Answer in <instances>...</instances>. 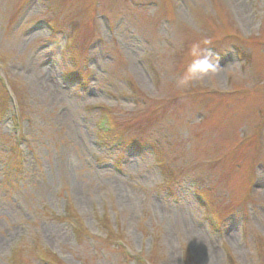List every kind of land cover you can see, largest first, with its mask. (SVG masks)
<instances>
[{
    "label": "rangeland",
    "instance_id": "374dc122",
    "mask_svg": "<svg viewBox=\"0 0 264 264\" xmlns=\"http://www.w3.org/2000/svg\"><path fill=\"white\" fill-rule=\"evenodd\" d=\"M0 69V264H264V0H0Z\"/></svg>",
    "mask_w": 264,
    "mask_h": 264
}]
</instances>
